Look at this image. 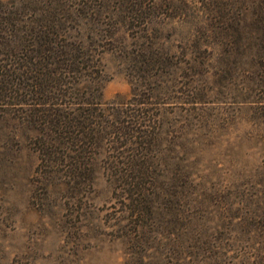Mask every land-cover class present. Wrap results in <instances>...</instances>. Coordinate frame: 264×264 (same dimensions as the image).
Segmentation results:
<instances>
[{
  "label": "rangeland",
  "instance_id": "374dc122",
  "mask_svg": "<svg viewBox=\"0 0 264 264\" xmlns=\"http://www.w3.org/2000/svg\"><path fill=\"white\" fill-rule=\"evenodd\" d=\"M1 1L85 38L108 112L135 85L157 117L142 191L109 147L78 186L42 176L36 131L1 100L0 264H264L260 0Z\"/></svg>",
  "mask_w": 264,
  "mask_h": 264
},
{
  "label": "trees",
  "instance_id": "16d2710c",
  "mask_svg": "<svg viewBox=\"0 0 264 264\" xmlns=\"http://www.w3.org/2000/svg\"><path fill=\"white\" fill-rule=\"evenodd\" d=\"M256 5V18L249 24L255 25L264 82L263 0ZM44 22L27 24L0 0V101L9 99L19 105L20 118L36 131L38 171L46 177L60 175L67 184L92 187L94 166L104 151L109 147L122 157L128 149L127 163L140 169L137 185L133 176L129 184L142 191L152 179L148 146L155 130L151 123L156 124L157 116L148 105L154 95L141 93L134 85L128 107L108 112L101 100L103 86L97 81L100 71L85 38L72 40L66 31L55 30L59 20ZM134 145L140 147L139 155L129 149ZM134 161L140 163L139 168H134Z\"/></svg>",
  "mask_w": 264,
  "mask_h": 264
}]
</instances>
